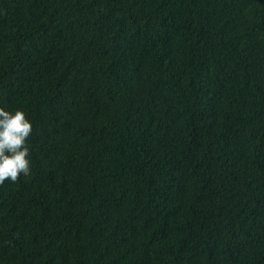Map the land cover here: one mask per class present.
Listing matches in <instances>:
<instances>
[{
  "label": "trees",
  "instance_id": "obj_1",
  "mask_svg": "<svg viewBox=\"0 0 264 264\" xmlns=\"http://www.w3.org/2000/svg\"><path fill=\"white\" fill-rule=\"evenodd\" d=\"M0 264H264V0H0Z\"/></svg>",
  "mask_w": 264,
  "mask_h": 264
},
{
  "label": "clouds",
  "instance_id": "obj_2",
  "mask_svg": "<svg viewBox=\"0 0 264 264\" xmlns=\"http://www.w3.org/2000/svg\"><path fill=\"white\" fill-rule=\"evenodd\" d=\"M33 126L21 110L15 113L0 108V185L15 183L31 170L28 140Z\"/></svg>",
  "mask_w": 264,
  "mask_h": 264
}]
</instances>
